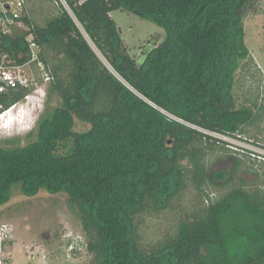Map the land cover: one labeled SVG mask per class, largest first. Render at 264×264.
Wrapping results in <instances>:
<instances>
[{
    "label": "trees",
    "instance_id": "1",
    "mask_svg": "<svg viewBox=\"0 0 264 264\" xmlns=\"http://www.w3.org/2000/svg\"><path fill=\"white\" fill-rule=\"evenodd\" d=\"M25 1L27 30H15L4 51L26 61L31 36L59 103L39 119L34 141L0 148V206L14 187L26 197L64 193L90 264H264V160L240 169L245 156L211 136L260 145L245 136L262 115L234 92L250 59L243 23L260 0ZM114 11L165 31L139 62ZM31 91L14 92L5 107ZM77 121L89 129L76 130ZM219 151L233 160L227 178L209 163ZM189 186L198 192L192 209L144 244L145 217L172 210ZM227 213L235 217L223 223Z\"/></svg>",
    "mask_w": 264,
    "mask_h": 264
},
{
    "label": "rangeland",
    "instance_id": "2",
    "mask_svg": "<svg viewBox=\"0 0 264 264\" xmlns=\"http://www.w3.org/2000/svg\"><path fill=\"white\" fill-rule=\"evenodd\" d=\"M60 1L66 6L63 0ZM46 10V6L36 8L38 14L35 17L40 23L47 13ZM111 16L120 30L130 56L137 62L142 59L147 45L153 47L165 35V31L158 26L126 12L114 11ZM22 27L27 30L24 25ZM243 28L244 42L250 52V59L236 72L234 92L237 104L250 107L256 104L255 111L262 115V119H258L253 126L247 128L245 136L258 141L260 145L247 143L244 139L223 138L216 134L211 136L227 142L231 152L245 156L246 163L240 169L247 168L252 171L257 167L256 164L253 165L252 160L261 161L260 158L264 157V0L258 1L248 10ZM92 47L103 60L96 48L93 45ZM38 74L39 72H34L32 76ZM45 88L39 92L35 102L29 103L30 109L25 113H30L36 105L40 107H37L40 111L44 104L42 116L58 105L59 99L55 94L52 93L49 97V84H46ZM25 113H20L21 120L27 119ZM29 124L23 127L18 135L10 136L0 130V148L14 149L34 141L36 128L23 133V129H29ZM88 129V125L76 122V130L82 132ZM61 150L70 152L71 145H62ZM242 150L249 153H243ZM228 154L230 152L219 151L212 152L209 156L213 171L222 172L225 178L229 177L233 168V160L228 158ZM239 173L247 182L255 180L252 173L249 175L241 171ZM259 173L262 174L263 169H260ZM197 194V190L189 186L182 198L174 203L172 210L157 217L146 216L140 225L142 242L144 244L153 242L175 221L184 217L197 202ZM66 199L64 193L52 195L45 190H40L35 196L26 197L18 187H14L9 201L0 206V264H90L91 255L85 249L82 228L68 212ZM235 208L233 210L235 215L242 212L241 208ZM234 214L227 213L222 222H231Z\"/></svg>",
    "mask_w": 264,
    "mask_h": 264
},
{
    "label": "built area",
    "instance_id": "3",
    "mask_svg": "<svg viewBox=\"0 0 264 264\" xmlns=\"http://www.w3.org/2000/svg\"><path fill=\"white\" fill-rule=\"evenodd\" d=\"M26 7L25 0H0V117L20 105L39 88H45L51 80L49 72L40 61L39 48L31 36L26 38L30 51L26 61L18 63L16 57L4 51L5 40L11 37L15 30L23 29L21 19L26 15ZM17 56L23 58L22 54ZM34 72H39L38 76H32ZM22 88H32V91L20 101L5 107L12 94ZM45 94L47 95L46 88ZM260 159L263 161L264 157Z\"/></svg>",
    "mask_w": 264,
    "mask_h": 264
},
{
    "label": "bare ground",
    "instance_id": "4",
    "mask_svg": "<svg viewBox=\"0 0 264 264\" xmlns=\"http://www.w3.org/2000/svg\"><path fill=\"white\" fill-rule=\"evenodd\" d=\"M42 88L43 87L39 88L34 93L30 94L29 97L23 101L24 103L22 102L20 105L15 106L10 111L3 114L0 117V130H2L3 132H5L7 135H10V136H12L14 134L18 135L19 132L22 131V128L24 126L26 127L30 123L29 129H27V128L23 129V133L24 132L28 133V132L32 131L33 123L35 122V120H36L37 116L39 115L41 109L39 111V109L37 108L39 106L36 105V107L34 109H32L30 113H25V112L30 109L28 105H31L32 102H35L38 99V97H39L38 94L40 91H42ZM29 103H31V104H29ZM20 113H23V114L25 113L26 116L29 115V117L25 120H21L20 119Z\"/></svg>",
    "mask_w": 264,
    "mask_h": 264
},
{
    "label": "clouds",
    "instance_id": "5",
    "mask_svg": "<svg viewBox=\"0 0 264 264\" xmlns=\"http://www.w3.org/2000/svg\"><path fill=\"white\" fill-rule=\"evenodd\" d=\"M44 103H45V102H44ZM43 106H44V104H43ZM43 106H42V109H41L39 115L37 116L35 122L33 123L32 131H33L34 128H36V125H37V123H38V121H39V118H40V116H41V114H42V111H43ZM28 117H29V116L27 115L26 118H28ZM24 127H25V126H24Z\"/></svg>",
    "mask_w": 264,
    "mask_h": 264
},
{
    "label": "water",
    "instance_id": "6",
    "mask_svg": "<svg viewBox=\"0 0 264 264\" xmlns=\"http://www.w3.org/2000/svg\"><path fill=\"white\" fill-rule=\"evenodd\" d=\"M146 52H147V50H144V53H143V56H142V58L145 56Z\"/></svg>",
    "mask_w": 264,
    "mask_h": 264
}]
</instances>
